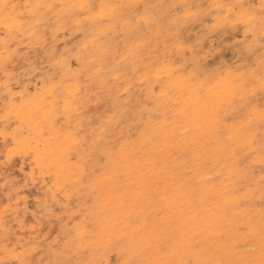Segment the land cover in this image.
Returning a JSON list of instances; mask_svg holds the SVG:
<instances>
[{"label": "bare ground", "instance_id": "1", "mask_svg": "<svg viewBox=\"0 0 264 264\" xmlns=\"http://www.w3.org/2000/svg\"><path fill=\"white\" fill-rule=\"evenodd\" d=\"M57 1H30L22 15L30 22L24 24L19 11L24 3L18 7L15 0H0V30L6 36L16 32L37 41V25L47 13H54L57 31L74 28L82 35L77 51L56 54L53 47L58 82L22 99L11 90L4 121L14 117L19 124L17 154L32 153L43 181L50 179L52 199L69 197L83 184L126 189L101 200L93 239L86 241L91 234L83 230L80 245L100 246L133 233L140 236L137 251L151 264H168L176 257L207 264H264V172L253 174L264 166L259 128H264V106L257 98L264 92V0H256L258 7L250 0H170L168 5L164 0ZM207 2L212 10L203 9ZM53 3H61L62 11L56 13ZM136 5L147 9L140 18L133 15ZM212 11L216 28L210 34L219 27L243 26L245 37L255 38L243 49L252 56L263 50L256 70L247 73L223 64L210 76L203 49L202 55L184 58V33ZM93 86L109 97L112 113L86 134L90 124L84 108L92 97L102 98ZM124 118L131 121L136 140H125L118 131ZM115 142L118 150L113 151ZM95 151L102 158L93 164L91 180L85 168ZM153 195L167 210L163 230L154 223L148 230L145 219L126 230ZM119 224L125 227L117 232ZM147 232L151 238L160 234L167 254L152 251Z\"/></svg>", "mask_w": 264, "mask_h": 264}, {"label": "rangeland", "instance_id": "2", "mask_svg": "<svg viewBox=\"0 0 264 264\" xmlns=\"http://www.w3.org/2000/svg\"><path fill=\"white\" fill-rule=\"evenodd\" d=\"M15 1L19 2L18 7L22 6V3L25 6L19 8V11L23 12H20V21L24 22L23 20H25L24 24L30 22L29 16L26 18L22 15L27 10L26 5L30 1H32L31 4H34L37 0ZM164 1L165 5H168L170 0ZM249 3L251 6H259L256 0H250ZM54 5H56L55 8L57 7L56 13H58V9L62 11L61 3ZM209 6L210 2H207L203 5V9L207 11ZM133 7V15L136 18L143 16L147 10L142 5ZM209 10H212V6ZM44 11L48 12L45 9ZM47 15L45 19H42L45 23L42 21L41 24L39 23L44 26L37 25V41L16 32L11 36H6L8 33L4 28L0 30V264H151V261L144 260L141 251H137L135 244L140 241L138 234L131 233L129 239L116 238L100 246H88L86 242H84L86 244L80 245L78 234L83 230L91 234L86 238V241L93 239V234L98 226L96 220L100 218L103 211L100 207L101 200L110 193L121 192L123 194V191L126 190L124 186L116 189H95L91 184H83L78 186L69 197L59 196L52 199L51 190L50 192L48 190L52 186L50 179L47 177L43 181L40 171L33 164L32 153L17 154L16 131L19 124L16 123L14 117L4 121L11 90L13 93L15 92L16 97L22 99L42 92L51 82H58L60 75L55 64L57 61L51 55L53 47L56 48V54H61L67 49L77 51L82 44V35L75 33L74 28L57 31L58 23L54 21L56 19L54 13H47ZM215 16L216 12L212 11L197 24L195 29L186 30L187 32L184 33L187 38L184 43V58L190 60L193 56L202 55L203 49L204 52H207V62L210 64L204 69L210 76L220 72L223 64L231 66L234 70L247 73L256 70L258 68L256 61L259 55L263 54V50H257L255 56H252L245 53L243 49L245 43L255 41V38L250 34L245 37L246 31L243 26H237L234 30L229 29L228 26L219 27L216 32L210 34L211 29L216 28V22L213 21ZM22 17L24 18L22 19ZM5 37H8V40ZM200 40L206 42L203 48L199 45ZM262 41H264L263 37ZM34 86L35 88H33ZM82 86H88V83H84ZM93 89V92L97 91L102 98L94 99L95 96L92 97L88 108H84V116L87 123L90 124L83 130V132L86 131V134L89 132V127L98 128L101 124L100 120L112 113L111 103L108 102L109 97L98 92L94 86ZM19 94L22 95L19 97ZM257 98L264 106V92L260 90ZM59 104L62 106V102ZM127 119L119 120V123L120 121L122 123L118 125V131L122 132L123 139L136 140V131L135 129L129 130L131 121L129 118ZM262 126V124L259 125V128L263 133ZM118 143L115 142L116 149H112L113 151L118 150ZM9 156H11L10 159ZM101 158L96 151L88 158L89 162L86 164L85 170L86 175H91L89 177L91 180L96 175L91 173L94 169L93 164ZM263 172L264 166L253 170L254 176ZM249 185L253 188L252 183ZM159 198L155 195L149 197L147 200L149 202L144 203L130 218L126 230L133 231L141 220L145 219L148 230L154 223V225H159L158 231L161 232L165 226L163 217L167 210L162 204V206L160 205L162 202ZM261 208L264 209V205ZM124 227V224L117 225V232L123 231ZM245 234L250 235L251 232L247 230ZM147 236L151 240L153 252L160 255L167 254L169 249L162 246L160 234L151 238L148 233ZM189 259L187 262L176 257L169 260L168 264H207L203 260L196 261L191 257Z\"/></svg>", "mask_w": 264, "mask_h": 264}, {"label": "snow or ice", "instance_id": "3", "mask_svg": "<svg viewBox=\"0 0 264 264\" xmlns=\"http://www.w3.org/2000/svg\"><path fill=\"white\" fill-rule=\"evenodd\" d=\"M4 7L7 8V7H9V6H8V5H5ZM13 7H14V6H13Z\"/></svg>", "mask_w": 264, "mask_h": 264}]
</instances>
